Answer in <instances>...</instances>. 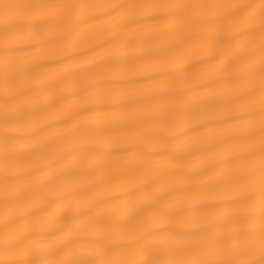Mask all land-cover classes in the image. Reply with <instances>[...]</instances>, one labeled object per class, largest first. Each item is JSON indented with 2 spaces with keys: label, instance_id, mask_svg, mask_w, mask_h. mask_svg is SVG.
Returning <instances> with one entry per match:
<instances>
[{
  "label": "snow or ice",
  "instance_id": "1",
  "mask_svg": "<svg viewBox=\"0 0 264 264\" xmlns=\"http://www.w3.org/2000/svg\"><path fill=\"white\" fill-rule=\"evenodd\" d=\"M0 264H264V0H0Z\"/></svg>",
  "mask_w": 264,
  "mask_h": 264
}]
</instances>
